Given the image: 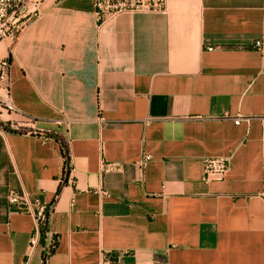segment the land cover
<instances>
[{
  "label": "crops",
  "instance_id": "crops-1",
  "mask_svg": "<svg viewBox=\"0 0 264 264\" xmlns=\"http://www.w3.org/2000/svg\"><path fill=\"white\" fill-rule=\"evenodd\" d=\"M26 1L36 15L0 40L17 109L1 120L0 264H44L11 190L50 206L47 264H264V0L103 23L92 0ZM207 157L230 158L226 178L203 180Z\"/></svg>",
  "mask_w": 264,
  "mask_h": 264
},
{
  "label": "built area",
  "instance_id": "built-area-1",
  "mask_svg": "<svg viewBox=\"0 0 264 264\" xmlns=\"http://www.w3.org/2000/svg\"><path fill=\"white\" fill-rule=\"evenodd\" d=\"M98 20L103 23L123 12H152L166 13L167 0H92ZM36 15L35 11L28 12V1L26 0H0V40H14L21 30L25 27L27 21ZM256 46L261 49L262 42L258 40ZM9 60L0 61V130H5L2 124V115L4 112L17 111L11 97ZM243 119L238 117L235 119L236 124H240ZM249 120V119H246ZM66 157V165L64 173L70 169V159L68 154ZM151 159L150 155H146L143 159L145 165ZM105 170H111L114 164H106ZM231 168V160L229 157H207L204 159V175L205 182L214 180H223ZM64 174V180H65ZM101 196H107V190H99ZM9 204L21 210L32 214L36 221V228L31 237L30 244L35 247L39 244V236L41 228L49 220L50 206L42 202L38 197H33L27 192L11 190L8 194ZM58 237H52L51 240L42 247L43 257H49L51 250L57 248ZM48 260V259H47ZM27 264H29L27 262ZM100 264H122L118 254L112 251H104Z\"/></svg>",
  "mask_w": 264,
  "mask_h": 264
},
{
  "label": "trees",
  "instance_id": "trees-1",
  "mask_svg": "<svg viewBox=\"0 0 264 264\" xmlns=\"http://www.w3.org/2000/svg\"><path fill=\"white\" fill-rule=\"evenodd\" d=\"M51 211V210H50ZM49 214H50V212H49ZM48 214V215H49ZM47 231H48V222L44 225V226H42V228H41V235H40V240H41V242L45 245V238H46V233H47ZM55 237H57V236H55ZM57 245H58V242H57ZM57 247V246H56ZM55 248H53L52 250H51V253H50V255H49V257L55 252ZM44 253V252H43ZM49 257H47L46 255H44V264H47V259L49 258Z\"/></svg>",
  "mask_w": 264,
  "mask_h": 264
}]
</instances>
